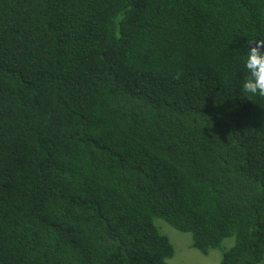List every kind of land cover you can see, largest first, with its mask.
<instances>
[{
    "label": "trees",
    "instance_id": "16d2710c",
    "mask_svg": "<svg viewBox=\"0 0 264 264\" xmlns=\"http://www.w3.org/2000/svg\"><path fill=\"white\" fill-rule=\"evenodd\" d=\"M264 0H0V264H166L161 219L264 262Z\"/></svg>",
    "mask_w": 264,
    "mask_h": 264
},
{
    "label": "rangeland",
    "instance_id": "374dc122",
    "mask_svg": "<svg viewBox=\"0 0 264 264\" xmlns=\"http://www.w3.org/2000/svg\"><path fill=\"white\" fill-rule=\"evenodd\" d=\"M154 225L160 234L169 239L173 247V255L166 260V264H220L222 253L234 244V237H227L218 248L211 249L204 255L191 247L190 233L177 231L161 219H155Z\"/></svg>",
    "mask_w": 264,
    "mask_h": 264
},
{
    "label": "clouds",
    "instance_id": "9594fccd",
    "mask_svg": "<svg viewBox=\"0 0 264 264\" xmlns=\"http://www.w3.org/2000/svg\"><path fill=\"white\" fill-rule=\"evenodd\" d=\"M243 75L239 81L240 95L245 99L264 98V38H253L241 57Z\"/></svg>",
    "mask_w": 264,
    "mask_h": 264
}]
</instances>
